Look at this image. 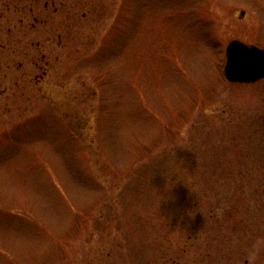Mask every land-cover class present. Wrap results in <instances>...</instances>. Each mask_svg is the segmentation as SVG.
Instances as JSON below:
<instances>
[{
	"label": "rangeland",
	"instance_id": "374dc122",
	"mask_svg": "<svg viewBox=\"0 0 264 264\" xmlns=\"http://www.w3.org/2000/svg\"><path fill=\"white\" fill-rule=\"evenodd\" d=\"M233 40L264 49V0H0V264H253L264 80H227Z\"/></svg>",
	"mask_w": 264,
	"mask_h": 264
},
{
	"label": "water",
	"instance_id": "95a60500",
	"mask_svg": "<svg viewBox=\"0 0 264 264\" xmlns=\"http://www.w3.org/2000/svg\"><path fill=\"white\" fill-rule=\"evenodd\" d=\"M224 72L232 83L254 84L264 80V49L240 40L231 41L226 48Z\"/></svg>",
	"mask_w": 264,
	"mask_h": 264
},
{
	"label": "trees",
	"instance_id": "16d2710c",
	"mask_svg": "<svg viewBox=\"0 0 264 264\" xmlns=\"http://www.w3.org/2000/svg\"><path fill=\"white\" fill-rule=\"evenodd\" d=\"M24 21H25V18L22 19V23H25ZM18 53H19L18 50L11 53V54H13L12 65L13 66H19V68H20V67H22L21 65H23V63H22V61H17V58L20 57L18 55ZM41 63H43V65H44V73H42L41 76L44 77V76H46V74H48V69L50 68V57H49L48 53H45V52L43 53V55L37 61L36 66L38 67L39 64H41ZM7 76H8V74H7ZM36 77H37V79H40L39 75H36L35 78ZM15 79L18 80L17 78H15ZM17 84H18V81H16L14 85H17ZM12 87H14V86H11V88ZM1 92H2V95H4V94L8 93L9 91H8V89H6L5 91H1Z\"/></svg>",
	"mask_w": 264,
	"mask_h": 264
},
{
	"label": "clouds",
	"instance_id": "9594fccd",
	"mask_svg": "<svg viewBox=\"0 0 264 264\" xmlns=\"http://www.w3.org/2000/svg\"><path fill=\"white\" fill-rule=\"evenodd\" d=\"M246 252L253 264H257L258 261L264 259V239L258 238L250 243Z\"/></svg>",
	"mask_w": 264,
	"mask_h": 264
}]
</instances>
